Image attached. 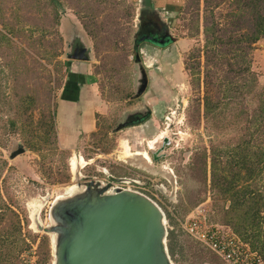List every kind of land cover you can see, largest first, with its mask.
<instances>
[{
  "label": "rangeland",
  "instance_id": "374dc122",
  "mask_svg": "<svg viewBox=\"0 0 264 264\" xmlns=\"http://www.w3.org/2000/svg\"><path fill=\"white\" fill-rule=\"evenodd\" d=\"M110 1L88 0L85 6L86 0H58L60 18L59 24H55L51 23L52 7L48 0H42L43 5L38 0H0L5 20L18 24L19 29L11 42L0 44V211L5 214L0 230L13 226L19 217L22 236L29 245L19 256L28 264L42 261L47 250L42 243L45 235L52 249V236L33 227L31 204L41 203L35 209L40 211V221L49 224L52 201L75 185L78 164L83 166L78 169L82 175L100 174L105 178L103 171L117 173L138 180L156 194L163 193L161 198L168 204L164 209L177 221L187 218L201 203L211 209L212 219L219 223L223 219L221 208L225 203L210 188L209 159L204 182L203 155L207 152L210 156L213 147L235 144L245 134L247 121L245 116H238L235 103L223 108L224 112H214L215 115L205 116L203 106L201 112L196 110L207 90L203 78L204 0H200L198 17L195 11L185 9L173 13L177 42L165 50L151 44L144 46L143 60L157 70L155 90L163 98L154 102V114L146 125L115 132V119L129 105L127 96L133 86L130 56L142 0H123L125 3L116 6ZM128 12L131 15L126 17ZM219 12L217 9L216 15ZM86 21L92 31L86 27ZM197 24L199 31L195 30ZM74 29L82 32L92 46L91 60L74 61L66 56ZM48 43L58 45V52L54 53ZM199 50L200 56L195 57ZM250 57L260 89L264 87V38ZM198 60L200 71L192 68ZM75 72L81 73L80 85ZM210 92L215 93L214 89ZM76 99H82L78 113L72 110L73 105H62L64 101L73 104ZM48 103L56 116L58 147H45L41 152L30 150L24 132L30 129L31 122L37 124L42 112L48 111ZM65 110L74 115L61 114ZM164 138L170 141L167 155L150 163V167L149 161L139 155H147L149 148L158 147ZM19 143L23 144L20 148ZM72 160L76 162L74 172ZM180 239L184 255L178 253L175 264H227L186 233H180ZM248 248L251 249L249 245ZM257 253L264 262V255ZM10 256L15 258V253Z\"/></svg>",
  "mask_w": 264,
  "mask_h": 264
},
{
  "label": "trees",
  "instance_id": "16d2710c",
  "mask_svg": "<svg viewBox=\"0 0 264 264\" xmlns=\"http://www.w3.org/2000/svg\"><path fill=\"white\" fill-rule=\"evenodd\" d=\"M48 1L52 7L51 23L53 21L59 24L58 0ZM151 1L156 6H165L173 10L195 11L196 17L199 16L200 0ZM38 2L43 5L42 0ZM110 2H113L114 6L117 3H125L123 0ZM87 5L88 0L85 3V6ZM217 9L220 10L219 15L215 13ZM204 10L205 73L203 78L207 90L203 101L199 98L196 110L201 112V106H203L204 115L209 116L235 103L238 116H245L247 121L244 128L245 134L238 138L235 144L213 147L210 156L204 152V182L207 181L209 159L210 188L225 203L221 208L223 219L220 224L231 228L243 243L248 244L253 251L264 255V87L258 89L256 85V73L252 69L250 57L256 44L264 38V0H204ZM125 14L127 17L131 15V12ZM0 23L3 26L0 30V44L5 41L11 42L14 37H17L18 24L5 20L2 11H0ZM85 25L91 29L89 21H86ZM195 30L199 31L198 24ZM44 31H48L47 27H44ZM47 45H51V48L55 50L54 53L58 52L59 48L55 43ZM200 54L201 50L195 57H199ZM199 61L196 66L192 65L196 71L201 69ZM198 85H200V74ZM212 89L215 93L210 92ZM50 98L51 94L47 97L49 103ZM49 103L48 111L42 112V118L37 124L31 122L30 129L24 132L25 144L30 150L41 152L45 147H58L56 116L55 112L51 111ZM18 147L22 146L18 145ZM227 202H229L228 206ZM13 214L16 217L19 216L14 210ZM3 215L5 214L0 211V223L3 221ZM167 217L170 224L168 248L172 259L175 260L178 253L184 255V243L180 239V233L184 231L170 213ZM212 220L218 222L215 219ZM21 223L18 217L16 222L14 220L13 226L1 228L0 264H28L19 256L26 247H29L22 236ZM42 243L47 246V250L40 264L47 262L51 264L53 256L47 235L43 237ZM11 252L15 253L13 259L10 256Z\"/></svg>",
  "mask_w": 264,
  "mask_h": 264
},
{
  "label": "water",
  "instance_id": "95a60500",
  "mask_svg": "<svg viewBox=\"0 0 264 264\" xmlns=\"http://www.w3.org/2000/svg\"><path fill=\"white\" fill-rule=\"evenodd\" d=\"M82 46L74 54L67 45L66 56L91 60L92 46ZM106 174L108 183L74 174L75 188L52 201L49 224L40 221L39 210L34 212V228L52 236V264H175L164 208L143 192L114 184L133 179Z\"/></svg>",
  "mask_w": 264,
  "mask_h": 264
},
{
  "label": "flooded vegetation",
  "instance_id": "af4514ba",
  "mask_svg": "<svg viewBox=\"0 0 264 264\" xmlns=\"http://www.w3.org/2000/svg\"><path fill=\"white\" fill-rule=\"evenodd\" d=\"M178 11V9L173 10L165 6H156L152 3L151 0H142L139 5V13L135 25L136 30L134 32L132 44L133 53L130 56L131 60L133 61L130 82L133 86L131 93L127 96L129 105L123 108V110H120L119 116L115 119V126L116 128H120L119 130L134 126L146 125V123L154 114V102L162 100L163 98V96L157 94L155 90L154 82L159 77V74L156 72V69H153L151 68V66L145 64L142 53L144 46H146L147 44H151L154 47L165 50L173 42H177V38L173 33L174 24L172 23V21L174 15L173 13ZM82 43L84 44V47L90 46L89 43L86 42L84 34L79 31L75 32L74 29V38H70L67 45H69L71 51L74 50V54L75 52L80 54L79 50L83 47ZM136 52H139L140 57L137 58ZM157 69L160 68L157 67ZM144 86L146 88L143 90ZM141 90H143V92H141ZM149 96L151 97L152 101H150ZM163 137L164 136L162 135V138ZM169 143L170 141L164 138V140H162L161 144L158 147L153 146L152 149L148 146L149 151L147 152V159L143 155L139 156L143 157L147 162L149 161L148 163L151 167L152 164L150 163H156L167 155L166 147H168ZM80 167L83 166L78 164L76 173H78V169ZM102 173V175H105V178L99 176L100 174L92 176L97 179L103 180L105 183H108L110 179L108 178L106 171H103ZM114 175L119 177H126L117 173ZM133 180L134 181L131 184H134L140 189L144 188L141 182L136 179ZM114 184L115 186H126V184L130 183L116 182ZM166 196L168 195L166 194Z\"/></svg>",
  "mask_w": 264,
  "mask_h": 264
},
{
  "label": "built area",
  "instance_id": "2783aa9c",
  "mask_svg": "<svg viewBox=\"0 0 264 264\" xmlns=\"http://www.w3.org/2000/svg\"><path fill=\"white\" fill-rule=\"evenodd\" d=\"M124 187L143 192L163 208L164 206L168 207L167 202L162 200L160 193L156 194L148 188L140 189L131 183ZM204 205L201 203L184 220L178 219L184 233L198 241L203 247L214 251L227 264H264L260 255L248 248V244L243 243L231 228L213 221L209 209Z\"/></svg>",
  "mask_w": 264,
  "mask_h": 264
},
{
  "label": "crops",
  "instance_id": "0c3cea01",
  "mask_svg": "<svg viewBox=\"0 0 264 264\" xmlns=\"http://www.w3.org/2000/svg\"><path fill=\"white\" fill-rule=\"evenodd\" d=\"M76 75H77L78 85H80L81 73L80 72L79 73H76ZM81 102H82V99H78V100L76 99V101L74 100L73 104H72V101H70L69 103L67 101H64V103L62 105H65V106H68V107L73 105L72 110H74L75 113H78L77 111L80 110V103ZM62 105L61 104L59 105L60 106V109H59L60 111H62ZM74 106H75V108H74ZM67 111L65 110L64 112H61V114L67 113V114H70L71 116L74 115V112H67ZM73 130H74V128H73Z\"/></svg>",
  "mask_w": 264,
  "mask_h": 264
},
{
  "label": "bare ground",
  "instance_id": "6f19581e",
  "mask_svg": "<svg viewBox=\"0 0 264 264\" xmlns=\"http://www.w3.org/2000/svg\"><path fill=\"white\" fill-rule=\"evenodd\" d=\"M164 136V135H163ZM151 148V147H150ZM153 149V148H152ZM129 150V149H128ZM126 153H128V155H129V151L128 152H126ZM132 154V153H131ZM145 154V153H144ZM143 154V155H144ZM137 155V154H136ZM127 156V155H126ZM129 157V156H128ZM144 157L147 159V157H148V154L146 155H144ZM81 162L83 163V162H85V161H83V160H81ZM72 164V169H73V172L75 171V168H76V162L74 161V160H72V162H71ZM84 165V164H83ZM74 174H76V172L74 173ZM75 188V185L74 186H72V187H69L68 189H67V191H66V193L65 194H68V193H70L73 189ZM40 206H41V203L39 202V201H37L36 203H33V205L31 204V208H32V210H31V218H32V221H34L33 220V215H34V211L36 210L35 208H40ZM33 227H34V223H33Z\"/></svg>",
  "mask_w": 264,
  "mask_h": 264
}]
</instances>
